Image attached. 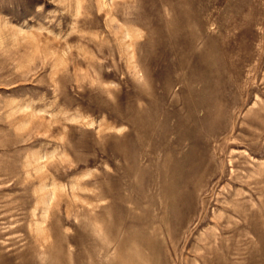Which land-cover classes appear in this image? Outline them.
Masks as SVG:
<instances>
[{
  "label": "rangeland",
  "instance_id": "obj_1",
  "mask_svg": "<svg viewBox=\"0 0 264 264\" xmlns=\"http://www.w3.org/2000/svg\"><path fill=\"white\" fill-rule=\"evenodd\" d=\"M0 264H264V0H0Z\"/></svg>",
  "mask_w": 264,
  "mask_h": 264
}]
</instances>
